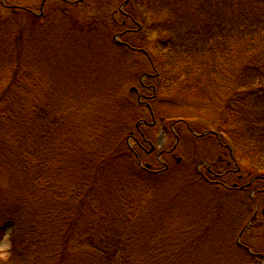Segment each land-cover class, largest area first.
<instances>
[{
	"label": "trees",
	"instance_id": "obj_1",
	"mask_svg": "<svg viewBox=\"0 0 264 264\" xmlns=\"http://www.w3.org/2000/svg\"><path fill=\"white\" fill-rule=\"evenodd\" d=\"M0 1L3 6L8 2L13 14L0 24V241L5 227H14L8 264H264V255L252 253L244 240L253 234L260 215L264 217L255 210L256 196H264V188L258 187L264 186V0H125L135 15L122 14L152 44L154 58L146 50L140 51L150 69L147 73L137 62L139 89L131 87L124 97L113 95L115 88L106 92L97 66L91 70L93 74L76 76L61 67L72 41L92 40L96 46V31L100 30L96 26L106 24L102 18L92 17L93 24L69 20L67 8L56 14L61 12L59 6L54 13L47 0L41 2L42 7L47 6L41 16L43 8L38 15L19 0ZM112 23L110 34L115 36L119 27L116 29L114 20ZM62 28L70 32L68 36ZM2 29L6 30L5 37ZM54 35H59V41ZM113 48L138 52L120 42H114ZM249 49L250 63L237 67L232 81L223 74L210 82H223L220 101L235 100L239 110L234 116L217 115L215 123L224 118L223 130L209 133L227 151L224 157H230L224 161L219 156V163L227 167L223 175H237L248 168L251 180L246 186L234 184L230 188L216 181L219 179L212 174V167L201 166V162L186 170L185 183L186 193L201 184L215 186L214 194L225 195L230 202L237 201L234 195L245 189L254 193L247 204L240 203L247 210L243 207L228 222L235 239L215 238L221 232L219 227L213 232L216 216L223 210L217 204L220 202L205 205L213 226L201 234L210 242L199 246L186 239L190 233L186 228L181 231L184 235L167 223L144 228L142 219L128 217L144 206V192L129 197L118 173L134 181L138 189L153 177L168 175L172 167L164 161L170 156L165 152L155 156L164 168L161 171L142 166L136 150L145 153L144 144L149 139L141 128H155L141 118L142 112L146 110L156 120L151 103L169 101L164 96L170 93L185 102L200 97L204 103L209 77L227 66L226 58L236 60L234 54ZM219 59L225 62L221 67ZM53 64L52 74H48ZM79 72H83L80 66ZM145 80L157 81V85L148 86ZM99 90L104 94H99L101 97L88 94ZM146 91L152 96L145 98L142 92ZM230 118L233 129H227ZM192 120L198 118L168 117L163 128L175 134L176 127L184 125L196 135ZM151 154L146 156L155 155ZM117 218L123 219L121 228ZM131 221H136L133 226L128 225ZM226 244L234 258L226 256Z\"/></svg>",
	"mask_w": 264,
	"mask_h": 264
},
{
	"label": "rangeland",
	"instance_id": "obj_2",
	"mask_svg": "<svg viewBox=\"0 0 264 264\" xmlns=\"http://www.w3.org/2000/svg\"><path fill=\"white\" fill-rule=\"evenodd\" d=\"M19 1H21V4L26 8H33L32 10L35 11L38 15L41 11V8H43L40 16L42 15V13H44V10L47 9V6H41L42 0H33L30 2V4L24 3V0ZM78 1L79 3H77ZM168 1L172 2L174 0ZM182 2L185 3V0H183ZM75 3L77 4L75 5ZM4 4L5 5L3 6L2 2L0 1V24L2 21H8L13 15L9 9L10 4L7 5L8 2H5ZM46 4H48V8H50L51 10L59 6V10H61V12L58 11L56 14L62 13V9L67 8L66 13L68 14L67 18H69V20L81 19L93 24V21L91 20L93 19L92 17H95L96 19L102 18L104 20V23H106L104 26H96L97 29H100L99 31H96V46L92 45V40L90 41V43H87L83 41V39H78L77 43L76 41H72L73 43H69L71 46L70 50H68V54H66V63H63L64 60L60 61L62 70H65L66 72H69L72 75L76 76L77 73L88 74L89 72H91V70L94 69L95 66H97V72H99V76L103 85L105 86L106 92L111 88H115L117 90V93H114L113 95L122 94V96L124 97L131 87L139 89L137 83L138 79H140L141 76L135 75L137 73V69L139 68L137 62L141 64L140 68L142 67L144 70H146L147 73L150 69L148 62L144 57L145 55L140 51L144 49L147 53H150L149 55L151 56V58H154V56L152 53V44L147 42L144 33H138L137 26L131 21H128L122 14L126 13L127 15L131 16L132 14L134 16L135 13L132 9V5L125 3V0H108L107 3L103 0H85L84 3L83 0H47ZM66 4L70 6H67ZM113 20L116 23L114 25L116 29L117 27H119L120 29L122 25H126L124 27L122 26L120 31L119 29H117L115 36L113 34H110V25H113ZM60 21H63V19H60ZM107 22L110 23L108 26ZM96 27H93L92 29L96 30ZM125 29L126 31L130 32L128 34H124L123 31ZM2 30L4 31L5 37L6 30ZM61 30H63V28ZM63 31L67 33H65V36H68V33H70L68 30ZM53 37L55 41H59V35H54ZM113 41L116 42V44H118V42L129 44L133 49H137L138 52L132 53L127 50L124 51L119 50L118 48H113ZM81 42L83 43L81 44ZM76 51H79L80 55H78V52ZM234 56H236V60L232 58H226V61L229 64H227V66H222L225 62L220 59L218 60L217 64L219 65V67L222 66V70L220 73H218V75H211L209 77L208 83H210L211 81L214 82L216 81V79L218 80L219 75L223 74V78H227L228 80L232 81L236 76L237 67H241L244 64L246 65L250 63V49L245 50L242 53H236L234 54ZM79 66L82 67L83 72H79ZM211 66L212 65H210V67ZM215 68L217 69V66ZM53 69L54 64L53 66H51L48 74H52ZM62 70L60 71V73L62 72ZM224 71L226 73H223ZM66 72H63L62 76H65ZM152 73L153 72L151 70V74ZM221 83L223 82L219 81L217 83H210L208 88L205 89V92L207 94L206 96H208V98L210 97L211 100H207V98L204 103H202V99L200 97H191L188 99V101L185 102L182 100V97L181 99H176L175 93H170L164 96V98L170 99L169 101L161 100L153 101V103H151L156 120H153L150 113L146 110L142 112L141 118L144 119L148 125H154L155 127L152 130H150V128L148 127L141 128L142 132L147 134L149 139L146 140L147 142L144 144L143 149L145 153L143 151L141 152L139 150H136L140 157L142 166L145 167L146 165H151L154 172L161 171L164 168L163 166L158 165L155 156H157L161 152H169L175 147L176 150L174 151V155L176 156V159L174 161L172 160L173 154L164 157V161L170 164L172 167L167 173L168 175L161 178H158L160 176L153 177L151 181L145 182V184H140L138 189H136V186H134V181L126 178L123 173H118V180L122 182V188L128 191L129 197L131 195L136 197L137 195L142 194L141 191L144 192V206L143 204H141L138 212H136V210L134 209L132 212L133 214H128V217L134 215L137 217V220L142 219L143 223L145 224L144 228L152 224H156L158 227V225L162 223H167L179 233H181L183 228H186V230H190V233L188 234L186 239H188L189 241H193L192 243L195 246L201 245L203 241L204 243L210 242V239L206 235H204L205 238H201V234H207V229L210 226H213L212 218H210L209 212L205 205L210 204L211 202L221 203H217L219 206H223V210L219 211L218 216H216V226H213V232L217 229V227H219L220 231L226 236L224 234L221 235V232H218L217 237L215 238L218 241H220L221 239L234 240L236 235L234 234V231L232 232L228 228V222L233 221L232 214H236L240 210L242 212L243 207L244 211L247 210L245 208L246 205L242 207L240 203L245 202L247 204L249 202V198L254 195V193L250 192V189H245L242 193L234 195V200L238 199L237 201L230 202L227 197V199H224L225 195L222 196L220 194L217 196L214 194L215 186L209 187L203 184L198 185L201 186L200 188L194 186L190 188L187 193L185 192L186 177H188V171L186 170L194 167L197 164H200L201 162L203 163V165L206 164L208 166L210 165V168L212 167V174H215V177H218L219 179L216 181L223 182L230 188L234 184H238V186L240 187L246 186L251 180L248 168H242L241 172L237 175L229 177L223 175L227 167L225 166L226 163H219V156H223L224 161H230V157H224V153H227V151L222 146L220 147L221 144L219 143L218 138L209 133L214 129L216 131H219L220 133L221 128L223 130V127L225 125L224 118H222L221 123L220 121L215 123L217 115L226 114L234 116V111L239 110V102L235 103V100L230 103H226V101H220L223 100L224 97L219 91L222 88ZM145 84L148 86L157 85V81L145 80ZM119 87H122L120 92H118ZM100 91L101 90H99V92H96V94H94L93 92H89L88 94L101 97V95L104 94L100 93ZM142 93L145 98L152 96V93L150 91ZM160 93L162 94V91ZM145 98H143L142 100L145 101ZM171 99L178 101L173 103ZM92 102H96L95 99ZM231 103L234 104L231 106ZM181 116L198 118V120H192V122H190L191 127L196 130V135L190 134L188 127L184 125L176 127V129L174 130L176 132L175 134L173 132H169L168 129L163 128V121L167 120L168 117ZM232 122L233 119H228L227 129H233L231 127ZM167 125L168 128L169 124ZM177 128H180L178 130L180 131V135L178 134ZM193 137L196 139L193 140ZM129 142L130 146L133 147V143H131L132 139H130ZM152 152H154L155 155L152 158H148L146 155H150ZM160 159L162 158L160 157ZM178 160H180L179 163ZM214 165L217 166L215 167ZM235 168L236 167L234 165H231L230 167V169L233 170H235ZM252 174L254 175L255 173L252 172ZM224 176L226 178H223ZM123 180H127L128 182H123ZM140 182L143 183V181ZM124 185H127L129 187H126ZM258 187L260 189L264 188V186L262 185H259ZM210 193H212V197L209 196ZM256 197V201L258 202L257 207L260 209L261 213L264 209V196L258 195ZM199 210L204 212L200 213ZM210 211L213 215L214 212L212 210ZM235 218L236 216H234V220ZM116 220L120 225L118 228H121L123 219L117 218ZM135 222L136 221H131V223H129L128 225L133 226ZM255 227L256 228L253 234L249 236L247 235L245 237V244L251 247L250 251L252 253L264 255V217L262 218V216L260 215L258 223ZM5 229V236L0 241V248L10 245L9 238L14 230V227H11V225L9 224L5 227ZM148 229L151 230L149 227ZM189 241L185 242V244L188 245ZM230 251L232 250L230 249L229 245L226 244V256L228 258H234V255L232 253L233 251Z\"/></svg>",
	"mask_w": 264,
	"mask_h": 264
},
{
	"label": "clouds",
	"instance_id": "obj_3",
	"mask_svg": "<svg viewBox=\"0 0 264 264\" xmlns=\"http://www.w3.org/2000/svg\"><path fill=\"white\" fill-rule=\"evenodd\" d=\"M10 259V245L0 248V264H8Z\"/></svg>",
	"mask_w": 264,
	"mask_h": 264
},
{
	"label": "bare ground",
	"instance_id": "obj_4",
	"mask_svg": "<svg viewBox=\"0 0 264 264\" xmlns=\"http://www.w3.org/2000/svg\"><path fill=\"white\" fill-rule=\"evenodd\" d=\"M174 151H175V150L170 151V154H174Z\"/></svg>",
	"mask_w": 264,
	"mask_h": 264
}]
</instances>
